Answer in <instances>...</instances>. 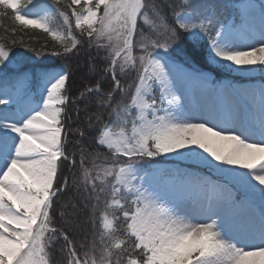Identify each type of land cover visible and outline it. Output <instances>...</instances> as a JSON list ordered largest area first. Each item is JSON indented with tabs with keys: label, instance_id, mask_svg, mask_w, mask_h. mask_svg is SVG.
Segmentation results:
<instances>
[{
	"label": "snow or ice",
	"instance_id": "snow-or-ice-1",
	"mask_svg": "<svg viewBox=\"0 0 264 264\" xmlns=\"http://www.w3.org/2000/svg\"><path fill=\"white\" fill-rule=\"evenodd\" d=\"M32 2L0 0V15L47 33L63 49L55 56L82 44L74 21L104 59L101 71L94 63L89 71L110 78L109 90L97 80L72 102L85 101L86 112L94 102L87 122L107 156L82 147L71 189L67 177L61 182L65 162L76 167L66 151L69 74L12 68L15 53L0 44V264H264V85L229 90L185 66L192 55L185 42L206 38L218 68L264 74V3L257 46L254 4L222 19L200 0H70L65 8L55 0L29 9ZM31 80L43 85L42 103L27 99ZM194 83L211 106L189 100ZM158 157L202 165L217 178L158 167ZM85 210L91 241L87 233L77 239Z\"/></svg>",
	"mask_w": 264,
	"mask_h": 264
},
{
	"label": "trees",
	"instance_id": "trees-1",
	"mask_svg": "<svg viewBox=\"0 0 264 264\" xmlns=\"http://www.w3.org/2000/svg\"><path fill=\"white\" fill-rule=\"evenodd\" d=\"M43 0H33L32 4L28 5L29 9L37 8ZM53 4L55 0H51ZM229 1H238V0H200L201 4L204 5H214L215 12L222 19H231L237 8L233 7ZM167 2V0H165ZM70 3V0H59L58 6L61 8H65V6ZM69 11V9H66ZM2 11V10H0ZM78 39L82 40V44L79 46L77 51L67 55V56H56L54 58L53 64L62 66L67 70L69 74V80L67 82V92L69 94V103L65 106V126L72 130L67 132V143H66V151L68 153H75L76 158V167H70L67 162L63 165V169L60 173L61 182H63L64 178L67 177L69 186L71 189V185L73 183V175L79 172L80 165V149L83 147L85 150V154H95L99 152L101 154V159L107 156L106 150L103 148H98L94 142L95 133L93 129L89 128L87 122V116L91 114V112L96 111V107L94 102L90 106V110L88 112L85 111V101H80L74 104L72 101L76 99L79 93L83 90L82 86L85 84L94 85L97 80L103 83L102 91L107 92L109 90L110 78L108 81H105L103 76L96 75L94 72L89 71V65L95 64L96 71L99 72L104 67V59L101 56L97 55L96 48H89L87 46V37L81 36L78 33ZM15 41V43H13ZM206 42V38H205ZM202 42L199 46L196 45L190 38L185 42L186 46L189 48L192 53L191 58L188 60V63L191 61L194 67H196L199 71H209L212 72L214 77L221 78V74L218 69L213 68L209 65L208 62V51ZM0 44L5 45L7 48L32 54L34 52H43L50 53L53 52H62L60 49V44L55 41L51 36L47 33H44L42 30L33 29L31 27H22L19 25L14 19H12L11 14L8 15H0ZM34 49V51H33ZM101 53L103 50H100ZM187 63V64H188ZM135 79V73H130L128 77L122 78V83L127 86L129 83H132ZM239 81H247L252 82L258 81L264 83V78L260 76H255L254 78H239ZM117 99H120L119 94H117ZM94 101V97L91 98ZM130 100V97L127 98ZM86 100L88 98L86 97ZM2 107V106H0ZM79 109V111H77ZM107 119V117H105ZM82 129L84 134L80 135L79 132L74 131L75 129ZM99 162V161H98ZM90 164L91 161L89 160ZM192 167V166H191ZM194 167V166H193ZM196 171L204 172V169H198L194 167ZM69 193H65L63 197L58 200V208L61 203L68 200ZM75 201H73L74 203ZM103 210V200L99 203L95 210V215L97 219V230H98V218L100 212ZM57 217H59V211L56 213ZM78 222V232L80 235L77 236L78 240H83V233L88 234V239L91 241V234L93 231L92 220L89 215V211L85 210L81 212L77 217ZM59 245L56 246L55 250V259H60V253L58 251Z\"/></svg>",
	"mask_w": 264,
	"mask_h": 264
},
{
	"label": "rangeland",
	"instance_id": "rangeland-1",
	"mask_svg": "<svg viewBox=\"0 0 264 264\" xmlns=\"http://www.w3.org/2000/svg\"><path fill=\"white\" fill-rule=\"evenodd\" d=\"M228 3H231V1H229ZM262 3H264V0H239V1L234 2L232 4L233 6H235L237 8L240 4H254L256 6L257 17L255 20L254 26L256 29L255 42L257 43V46H259V41H260V36H259V26L260 25H259L258 10H259L260 5ZM51 5H53V2L51 0H43L37 8H40L42 6H51ZM68 12L70 14L71 10L69 9ZM54 27H56L57 30L63 29V22L59 17H57L54 20ZM73 30H74V35L78 36L79 31L75 30L74 21H73ZM194 43H196V42H194ZM60 49L63 50L61 45H60ZM12 52L15 53L14 62L10 65V67H12V68H19L21 70H26L29 72L34 71L37 73H39L41 71V69H43V68H47L49 71H55V72L60 71V69H64L62 66H59V65L55 66L53 64L52 60L54 58H56V56L52 55L50 53H46V52L43 53V52L39 51L40 55L37 56L36 55L37 52H34L32 54L24 53V51L18 52V51L12 50ZM208 62H209V65H211L213 68L218 69V71L222 75L221 76L222 78L220 80H216L211 73L209 74L206 71H200V72L207 74V76L213 82L217 83L218 87L229 88V90H231V88L258 89L259 87L264 85V83L258 82V81H254V83H252V82L239 81L238 80L239 78H241V79H243V78H254L255 76H260L261 78H264V74L260 73L259 71L255 72L254 74H252L250 76H246V75H242V74H238V73H232V72L222 70V69L218 68L216 65L212 64L209 59H208ZM185 66L188 68H191L193 70L199 71L196 67H194V65L192 64L191 61L188 64H186ZM23 87L29 89L28 97H27L28 101H30L32 104H34L36 102L42 103V100L40 99V94L43 91V85L39 80L26 81L25 84L23 85ZM193 87L196 88L197 90L195 91L193 96L189 97V100L191 102L198 103L205 108L211 106V104L214 103V100L211 97L205 96L201 91H199V85L194 83ZM0 108H3V106ZM202 114L203 113H201V115ZM157 159L159 160L158 167H161V168H173V167L179 166L181 168H188L191 171L198 173L201 176L210 177V178H214V179L217 178L213 171H211L208 168H205L202 165H197V164H194L192 162H187V161L177 163L176 161H172L170 159H164V158H160V157H158ZM193 166L197 167L198 169H204L203 170L204 172L202 173L200 171H196L195 169H193L194 168ZM249 243H259V240L249 241Z\"/></svg>",
	"mask_w": 264,
	"mask_h": 264
}]
</instances>
